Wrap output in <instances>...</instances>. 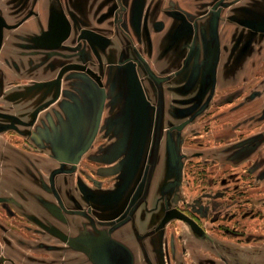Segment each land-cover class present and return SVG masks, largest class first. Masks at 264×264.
Instances as JSON below:
<instances>
[{"label": "crops", "instance_id": "crops-1", "mask_svg": "<svg viewBox=\"0 0 264 264\" xmlns=\"http://www.w3.org/2000/svg\"><path fill=\"white\" fill-rule=\"evenodd\" d=\"M216 1L0 0V264H98L67 237L102 233L114 264H187L195 233L163 223L171 181L141 204V124L156 109L169 123L196 83L229 92L263 75L264 0H226L214 32Z\"/></svg>", "mask_w": 264, "mask_h": 264}, {"label": "rangeland", "instance_id": "rangeland-1", "mask_svg": "<svg viewBox=\"0 0 264 264\" xmlns=\"http://www.w3.org/2000/svg\"><path fill=\"white\" fill-rule=\"evenodd\" d=\"M262 74L229 92L214 81L196 83L194 93L177 99L176 117L157 133L154 128L143 130L141 124V204L151 186L162 188L171 181L161 194L162 214L183 209L203 226L198 233L179 218L164 224L183 236L187 227L195 233L182 245L188 251L187 264H264ZM185 120L190 122L182 131L170 128ZM164 136L171 144L160 156ZM12 244L25 248L23 243Z\"/></svg>", "mask_w": 264, "mask_h": 264}, {"label": "flooded vegetation", "instance_id": "flooded-vegetation-1", "mask_svg": "<svg viewBox=\"0 0 264 264\" xmlns=\"http://www.w3.org/2000/svg\"><path fill=\"white\" fill-rule=\"evenodd\" d=\"M225 2H226V0H217L214 4H213V19H212V29H213V31L214 32H216V29H217V21H218V16H217V13H216V11H217V9L218 8H220L222 5H224L225 4ZM215 5H217L216 7H214ZM123 19V16L121 15V17H120V20H122ZM121 22V21H120ZM194 23V22H193ZM253 29L255 30V31H257V32H263L264 33V23H260V24H255V25H253ZM138 52V51H137ZM129 59H124V62H127ZM139 60H140V63L143 61L142 60V58H141V55H139ZM135 63H137V62H135ZM197 75H198V71L197 72H195V74H194V78H196L197 77ZM139 76H141V75H139ZM157 77H160V78H164V80L167 78L166 76H158V75H156ZM137 78H139V77H137ZM156 80V79H155ZM158 82H161V81H158ZM158 112V111H157ZM162 117H163V114L161 113V112H158L157 114H156V120H155V127H154V132L156 131V133H157V130L160 128V127H162L163 125V127H165V125H166V123H164L163 121H162ZM189 120H185V121H183V122H180V123H178V124H175V125H173V126H170V128L172 129V130H183V129H185L186 127H187V125L189 124ZM184 123V125H183V127L181 128V129H179V127L178 126H180V125H182ZM155 133V134H156ZM154 134V135H155ZM155 142V139H154V141H153V143ZM77 167H78V164H74L73 165V168L74 169H77ZM1 198L2 197H0V200H1ZM50 208H51V210L59 217V218H61V219H63V220H66L67 218H66V214H65V212L58 206V205H56V204H51L50 205ZM179 209V208H178ZM182 212H184V213H186L187 215H189L190 217H192L193 219H195L196 221H197V223H199V221L196 219V218H194L191 214H189V213H187V212H185V210H183V209H180ZM13 218V221L14 222H17V225H15L18 229L19 228H21V223L22 224H26V222L28 223V225H22V227H27V230L29 231V228H31V227H29V225L31 224L30 222H28V221H26L25 219H23L22 218V220H21V218L20 217H12ZM17 218V219H16ZM124 219V218H123ZM13 222V223H14ZM199 225L202 227V230H203V226L199 223ZM197 232V231H196ZM202 232V231H201ZM201 232H198V233H201ZM20 236V235H19ZM17 234L14 236L16 239V243H23L24 245L26 244V242H25V240L23 239V238H21V236L19 237ZM100 236H105L106 237V239H107V243H108V250H109V254H110V257H111V260H113L114 259V257H113V252L111 251V245L114 243V241H112L110 238H108L104 233H102ZM100 236H98V237H100ZM98 237H96V238H94V237H76V238H70V237H67V240H69L70 242H72V243H74L75 244V246H77V247H84V246H88V242L90 241V242H93V243H96V239L98 238ZM13 242L11 241L10 243H9V245H11V246H13L14 244H12ZM7 244V243H6ZM24 245H22V246H24ZM16 246V245H15ZM90 252H91V247H90V250H89ZM2 262H4V261H6L7 259L5 258V257H3L2 259ZM114 262V260L112 261V263ZM114 264V263H113Z\"/></svg>", "mask_w": 264, "mask_h": 264}, {"label": "water", "instance_id": "water-1", "mask_svg": "<svg viewBox=\"0 0 264 264\" xmlns=\"http://www.w3.org/2000/svg\"><path fill=\"white\" fill-rule=\"evenodd\" d=\"M216 6L217 5H215L214 7H216ZM151 74L157 81H163L164 80V78L157 77L152 71H151ZM183 125H184V123L182 125L178 126L179 129H181L183 127ZM174 218H179V219H182V220L188 222L192 226V228L197 232L203 231L202 227L199 225V223H197V221L195 219H193L192 217H190L186 213L182 212L178 208L170 209L168 211V213L165 215V217L163 219V223H166V222H168ZM96 240H97L96 243L89 241L88 246H84V247L88 248L89 250L91 247L90 254L95 259V261H97L98 264H113L111 261L110 254H109L108 243H107L106 237L100 236ZM130 264H132V258H131Z\"/></svg>", "mask_w": 264, "mask_h": 264}]
</instances>
